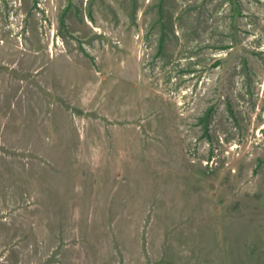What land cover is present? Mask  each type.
Returning <instances> with one entry per match:
<instances>
[{"label":"rangeland","instance_id":"obj_1","mask_svg":"<svg viewBox=\"0 0 264 264\" xmlns=\"http://www.w3.org/2000/svg\"><path fill=\"white\" fill-rule=\"evenodd\" d=\"M0 264H264V0H0Z\"/></svg>","mask_w":264,"mask_h":264}]
</instances>
